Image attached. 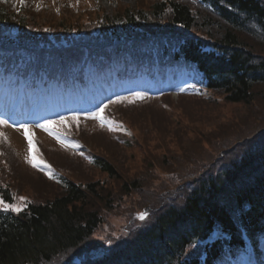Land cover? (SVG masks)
Instances as JSON below:
<instances>
[{
  "label": "trees",
  "instance_id": "obj_1",
  "mask_svg": "<svg viewBox=\"0 0 264 264\" xmlns=\"http://www.w3.org/2000/svg\"><path fill=\"white\" fill-rule=\"evenodd\" d=\"M24 6L25 9L21 5L16 10L0 5V49L10 58L16 55L21 59L27 54L21 62L27 74L54 72L51 67L57 63L58 54L52 55V49L60 52L61 59L76 52L82 56L92 51L99 54L95 58L100 72L121 71L122 66L132 65L126 68L131 72L127 76L129 83L164 80L160 62H177L179 66L193 62L200 69L197 74L205 80L200 89L202 97H212L209 103L216 104L224 96L227 103L250 106L264 96V58L254 54L259 50L264 52V0H137L132 9L121 5L112 19L106 14L99 19L97 12L85 7L76 14L69 12L79 17L78 20H60L59 25L65 27L60 31L48 25L41 28L43 21L34 16L53 13L35 12L30 4ZM13 27L19 31L17 43L11 41ZM74 32L90 38L103 36L105 41H94L91 45L69 42ZM63 33L67 41L60 39ZM110 58H116L114 65L110 67L106 62L102 67L103 60ZM119 63L126 65L119 66ZM17 67L14 65L9 71L14 73ZM167 99L172 97L163 94L146 102L109 105L101 114L107 123L101 126L95 122L80 128V137L83 139L82 134L93 129L94 134L107 135L113 141L111 150L118 146L125 150V156L126 151L132 152L139 144L130 123L139 117L145 123V112L151 109L154 113H158L156 108L169 110L170 100L164 102ZM69 126V130L67 127L61 130L76 132L74 125ZM37 142V154L42 153L46 163L60 174L50 179L19 155L32 176L44 183L40 193L27 195L16 184V166L11 160H18V154L13 151V143L6 138L0 140V194L6 202L17 205L21 204L20 197L25 198L19 214L0 212V264H71L74 258L84 255L79 252L82 246L93 240L102 242L97 240L96 232L109 224L107 216L116 208V197L107 193V183L99 180L93 183L80 177L75 180V170L66 165L83 164L118 181L123 175L118 163L99 154L89 165L75 152L44 136ZM139 147L145 148L141 143ZM246 147L249 152L241 162H232L229 168H221L214 179L198 183L181 207L173 206L174 201L170 207L162 204L166 189L158 197L153 191L144 193L142 180L148 177L144 175L146 171L157 173L164 182L166 176H175V172L190 168H171V157H164L165 162L158 166L153 158L149 159L145 149L142 159L146 165H142L137 177L121 183L118 194L128 196L133 192L137 198L145 197L155 214L150 219L152 224L135 235L130 247L111 249L89 264H201L198 257L205 253L236 256L245 248L246 237L256 244L264 235V144L254 151L251 146ZM57 152L69 158L63 166V157ZM134 155L132 152L131 157ZM154 183L149 188L161 185ZM36 187L41 189L40 184ZM217 224L219 229L214 227ZM113 229L119 237L121 228ZM195 245L203 249L195 250ZM89 255L85 254V262L93 258Z\"/></svg>",
  "mask_w": 264,
  "mask_h": 264
},
{
  "label": "rangeland",
  "instance_id": "obj_2",
  "mask_svg": "<svg viewBox=\"0 0 264 264\" xmlns=\"http://www.w3.org/2000/svg\"><path fill=\"white\" fill-rule=\"evenodd\" d=\"M0 1L14 2V0ZM123 4L129 9L134 8L136 5L135 0H97L95 2V6L100 10L99 17H101L102 14H106L110 16L111 19L115 17L116 11L120 10L119 8ZM34 16L43 21L41 22V28H45V26L48 25L52 29H59L58 31H60V28H65L63 24L59 25V21L63 20V18L65 21H75L79 19V17L69 12L63 17L59 14L53 15L46 13L41 15L34 14ZM82 24H84V22ZM37 28L39 30V27ZM254 54L264 58V52L260 50L254 51ZM132 98L133 97H130L129 99ZM134 100L143 101V99L140 98ZM168 100L170 99L164 102L166 103ZM209 102L210 101H200L195 98H183L179 100L172 98L168 101L170 106L169 110L156 108L155 110L158 113H154L152 109L146 111L145 123L142 122L143 120H141L140 117L139 119L134 118L136 122H131L130 126L133 127L135 134L137 133L139 144L137 147L131 149L135 154L133 157H131L132 152L130 151H126V155L124 156L123 151L125 150H122L119 146L111 150L110 143L112 144L113 141L109 139L107 135L98 136L96 133H93V129L83 135V140H85L91 150L94 151V154L108 156L112 162L118 163L123 175L121 179L115 181L99 173L98 170H92L90 167L83 164L71 162L66 165V167L70 168L72 171L75 170V180L80 177V179L84 181L88 180L96 183L95 181L99 180L107 183L106 191L107 193L110 192L114 194V197H116V199L114 198L115 203H117L115 206L116 208L119 207L118 209L115 208L116 210L113 209L110 211V216H107L106 222L109 224H105L104 226L106 227H100L101 230L96 232L97 240L102 242L97 243L93 240L86 246H82L83 248H81L79 252L84 253V255H80V257H84L86 253L97 255L101 252H109V248L113 246L117 247L121 242L119 240H110L109 237L112 232H115L113 227H124L127 233L130 231L133 232L136 230V227L141 226L149 217L147 215L143 221H139L136 216L142 212L143 208L148 206V201L144 200L145 197L137 198L138 195L132 194L133 192L128 196H125L121 192L118 194L121 183L133 179V177H137L143 167L142 165H146V162L143 163L145 160L142 159L144 151L147 150V152H149V159L153 158L158 166H161L163 162H165L163 159L164 157L167 159L171 157V160H169L171 168H175L176 166H178V168H191L192 166H197L204 161L205 158H213L215 152H219V150L225 152L227 149H230L232 145H235L234 143L238 144L244 141L245 138H252L264 130V96L253 104H250V106L242 104L237 105L230 102L227 103L224 96H222L220 102L216 104ZM89 117L90 116L86 118L91 119ZM19 130L20 129L10 130L7 124L0 125V137H2L1 135L5 134V132L16 134V131ZM146 132L147 134H145ZM14 136L13 140H15L16 137L17 139L14 141L13 151L17 154L19 150L25 153V143L21 138V134L17 133V136ZM262 137H264V135ZM140 143L143 144L145 148L139 147ZM168 153L171 154V156ZM56 154L63 157L62 166L69 161L66 154L60 152ZM27 158L28 155L26 154L24 159ZM51 159L53 162L55 161V158L52 156ZM11 161L14 166H16V172L14 171L17 179L16 184L18 188L21 189L22 193L27 195H33L34 192L40 193L44 186L42 179L38 180L32 176L28 167L21 163L22 159H20L19 154L18 160L13 158ZM157 165H155V167ZM144 175L148 176L142 180L143 187L145 188L144 193L147 194V191H153L155 197H158L162 191L158 192L157 190H160L159 186H162L163 183L162 185H154L153 189L149 188L151 183L152 185L155 184L154 182L161 184L157 173L153 172L151 174L146 171ZM39 184L41 185V189L36 187ZM101 213L103 214L104 211ZM150 223L149 219L147 224H143V227H148Z\"/></svg>",
  "mask_w": 264,
  "mask_h": 264
},
{
  "label": "snow or ice",
  "instance_id": "obj_3",
  "mask_svg": "<svg viewBox=\"0 0 264 264\" xmlns=\"http://www.w3.org/2000/svg\"><path fill=\"white\" fill-rule=\"evenodd\" d=\"M19 2L21 5L24 4V0H19ZM135 96L139 98L140 94L136 93ZM123 99H126V98L125 97L120 98V100H123ZM115 102L116 101H113V103H115ZM103 110L104 109L101 108V109L97 110L96 112L91 113L89 118L99 120L101 123V126H104V124L107 123V121L105 120V118L103 116L100 115V113H102ZM66 119H68V118L67 117H61L60 123H63ZM72 119L78 120L79 117L74 116V117H72ZM53 123H55V122L54 121H46L45 123L39 124L37 126L40 127L41 129H43L49 135L54 136L58 142L62 143L63 141L61 140V134L53 131L52 128L50 127ZM5 124H6V121L0 120V125H5ZM24 127L27 128V126H24ZM109 130H112L111 127ZM29 145L31 146V141H29ZM75 147H79V145H75ZM28 162L32 165L33 168H39L40 167V165L33 163V161L31 159ZM43 167L49 168V171H50V166H48L47 164H44ZM49 178L50 179L52 178L51 175H49ZM13 199H15V197H13ZM19 199L21 201V204L16 205V204L6 202L2 197H0V211H11V212H15V213L19 214L23 210V202H24L25 198L20 197ZM145 215L146 214H141L139 219L144 220Z\"/></svg>",
  "mask_w": 264,
  "mask_h": 264
},
{
  "label": "bare ground",
  "instance_id": "obj_4",
  "mask_svg": "<svg viewBox=\"0 0 264 264\" xmlns=\"http://www.w3.org/2000/svg\"><path fill=\"white\" fill-rule=\"evenodd\" d=\"M53 156L56 157V158L58 157L57 155H53Z\"/></svg>",
  "mask_w": 264,
  "mask_h": 264
},
{
  "label": "water",
  "instance_id": "obj_5",
  "mask_svg": "<svg viewBox=\"0 0 264 264\" xmlns=\"http://www.w3.org/2000/svg\"><path fill=\"white\" fill-rule=\"evenodd\" d=\"M76 263L78 264V263H79V261H76Z\"/></svg>",
  "mask_w": 264,
  "mask_h": 264
}]
</instances>
